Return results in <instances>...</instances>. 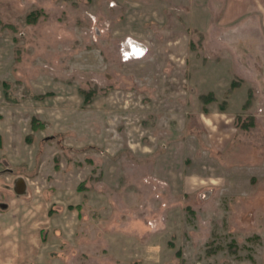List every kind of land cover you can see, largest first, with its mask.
<instances>
[{
	"label": "rangeland",
	"instance_id": "rangeland-1",
	"mask_svg": "<svg viewBox=\"0 0 264 264\" xmlns=\"http://www.w3.org/2000/svg\"><path fill=\"white\" fill-rule=\"evenodd\" d=\"M248 1L0 0V264H264Z\"/></svg>",
	"mask_w": 264,
	"mask_h": 264
},
{
	"label": "crops",
	"instance_id": "crops-1",
	"mask_svg": "<svg viewBox=\"0 0 264 264\" xmlns=\"http://www.w3.org/2000/svg\"><path fill=\"white\" fill-rule=\"evenodd\" d=\"M248 2L250 7L246 11L249 10L248 12L251 13V29L241 33V37L249 39L252 51L251 61L256 65V70L258 68L261 70V73H255L251 83V89L255 93V102L261 104L259 106L261 110L260 112L255 110L256 113H252V116L264 118V0H249ZM244 4L247 5L246 2Z\"/></svg>",
	"mask_w": 264,
	"mask_h": 264
},
{
	"label": "trees",
	"instance_id": "trees-1",
	"mask_svg": "<svg viewBox=\"0 0 264 264\" xmlns=\"http://www.w3.org/2000/svg\"><path fill=\"white\" fill-rule=\"evenodd\" d=\"M207 94H208L207 97L204 96V98H206L205 100L206 101H211L213 99V95L211 93H209V92Z\"/></svg>",
	"mask_w": 264,
	"mask_h": 264
}]
</instances>
